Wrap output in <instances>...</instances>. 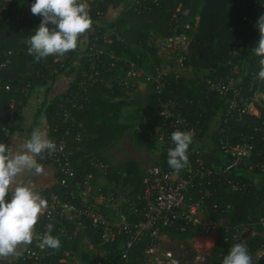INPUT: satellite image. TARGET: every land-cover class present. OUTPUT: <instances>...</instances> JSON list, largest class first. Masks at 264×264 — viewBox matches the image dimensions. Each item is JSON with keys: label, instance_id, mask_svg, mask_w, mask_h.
I'll return each mask as SVG.
<instances>
[{"label": "trees", "instance_id": "obj_1", "mask_svg": "<svg viewBox=\"0 0 264 264\" xmlns=\"http://www.w3.org/2000/svg\"><path fill=\"white\" fill-rule=\"evenodd\" d=\"M252 1L255 0L82 1L88 6L92 21L100 20L101 16L111 10L118 9V12L110 20H101L103 22L97 25L92 23L95 33L88 34L86 31L83 48L82 42H78L75 50L64 55H51L37 62L34 56L27 53V39L34 34L41 17L31 13V5L27 6L26 0H0V57L3 52L11 51L9 62L0 69V115L7 103L13 100L17 116L34 86H45L46 93L57 75L71 76L66 89L43 101L33 114V119L39 112H43L49 138L54 134H62L68 124V120L62 117V110L66 108L69 111L84 134L80 143L70 144L72 165L78 173L87 170L86 153L105 163L108 160L106 155L115 149L125 131H130L128 138L132 147L149 150L152 147V130L161 121L156 117L149 123L141 124L137 121L140 126L138 130L134 128L135 124L120 121V108L128 106L131 101L124 98L127 95L125 93L132 94L134 89L130 87L123 90L119 81L128 69V62H132L135 69L139 67L140 60L135 55V48L142 47L152 52L148 38L150 31L161 37L184 33L190 40L183 55V66L203 70L205 74L203 78L184 80L172 71L167 72L162 77L163 90L160 93L150 92L147 97L149 109H156L157 98L161 101L169 100L173 104L170 107L172 114L178 113V119L183 120V123L167 129L170 137L177 128L183 130V125L184 129H192L194 142L189 148V161L198 157L208 171L209 183L206 188L210 195L203 199L207 214L211 219L227 216L233 225L251 219L255 224V233L248 238L246 247L249 253L253 252L263 242L257 234L259 228L256 220L260 216L264 217V169L254 166L248 169L242 164L231 165L229 156L224 155L218 146V125L210 134L209 151L204 150L201 142L209 129L210 119L217 115L223 116L230 97V91L219 97L209 90L205 78L214 81L223 77L228 73L229 64L236 63L241 72L242 93L251 94L256 90L264 95V79L258 76L261 57L251 51L259 39L256 22L264 14V6L254 12L251 23L241 19L242 2ZM195 16L197 20L193 24ZM185 24H188V28L184 27ZM107 29L109 31L105 37L109 38V42L101 38ZM110 31L112 34H109ZM234 45L240 46L236 56L231 54ZM95 48H101L102 54L98 56L100 60L96 63L94 81H90L87 78L91 72ZM249 87L251 90H248ZM71 99L76 101L78 107L70 109L66 100ZM260 103L257 105V116L246 114L238 121H229L224 133L225 137L231 138L232 144L251 137L248 141L259 153L251 158L254 163L264 158V102L260 99ZM52 128L57 129L56 133L52 132ZM173 146L166 142L161 147L155 163L161 170L172 169L167 163V150ZM195 150L200 155H196ZM108 170V180H117L122 175L123 183L128 184L133 191L139 187L140 171L132 160H125L122 168L108 165ZM179 172L184 175V168ZM225 180L244 186V189L231 191ZM54 188L55 185L48 192ZM226 205V211L220 212ZM42 218V215L38 217L34 230L41 225ZM170 232L183 241L196 233L194 228L189 227L184 232ZM83 234L79 233L75 239L61 237V247L51 249V264H67L66 257L79 253V242L84 236H88L89 241L97 245L95 236L88 231ZM121 240L122 237L103 248L105 256L101 264H143L141 246L129 249L126 260H119ZM233 245L223 247L218 259L210 260L211 264H222ZM184 247L189 250L187 258L191 259L193 252L189 244L184 242ZM19 256L11 264H16ZM87 258L82 255L80 260L88 264Z\"/></svg>", "mask_w": 264, "mask_h": 264}, {"label": "built area", "instance_id": "obj_2", "mask_svg": "<svg viewBox=\"0 0 264 264\" xmlns=\"http://www.w3.org/2000/svg\"><path fill=\"white\" fill-rule=\"evenodd\" d=\"M82 1L92 0H79V2ZM262 6H264V0L242 2L241 19L251 23V16ZM184 27L188 28V24ZM109 34L112 32L110 31ZM101 38L109 42V38L105 35ZM189 40L190 38L184 33H179L158 40L156 46L171 56L178 55L182 62ZM239 49L238 45L232 46L231 54L236 56ZM94 50L91 72L87 78L90 81H94L96 63L100 60L98 56L102 54L101 48ZM10 55L9 50L2 53L0 69L9 62ZM229 65L225 76L214 81L206 78L204 80L207 88L219 97L230 91L225 112L223 116L218 117V146L224 155L229 156L231 165L242 164L248 169L254 166L263 170L264 158L257 163L251 160L253 156L259 155L248 141L251 137L232 144L231 138L224 136L229 121H238L246 114L257 116L259 113L257 105L261 104L260 99L264 102V95L256 90L251 94L242 93L241 72L236 63ZM136 73L143 76V80L150 84L152 91L161 92L162 77L167 72L164 70H157L153 74L141 72L140 69H135L132 62H128V69L119 81L123 90L131 87L129 82L136 77ZM5 88L8 87L5 86ZM248 90L251 88L249 87ZM156 101L155 117L159 118L161 123L153 128L150 141L157 140L158 146L162 147L166 142L172 143L167 129L178 125L179 116L178 113L172 114L170 111L173 104L169 100L161 101L157 98ZM66 102L69 103L70 109L78 107L74 99L66 100ZM15 116V104L13 100H10L0 115V142H7ZM62 117L68 120L62 134L49 137L55 142L56 150L50 155L45 153L43 156V161L54 169L55 188L46 196L48 208L42 214L41 225L34 230L33 242L24 247L16 264H51V248L41 249L39 240L36 239V234L40 238L43 237L49 223L53 225L52 234L59 239L61 237L75 239L79 233L85 235L86 231L95 236L100 254L93 264H101L105 256L103 248L115 243L120 237L122 240L119 241L121 249L119 260H126L129 249L141 246L143 264H179L175 256L167 250L161 251L157 245L166 231L184 232L189 227L194 228L195 232L202 236L211 235L216 231L212 222L214 219L208 216L203 202V199L210 195L209 192L206 194V185L209 183L208 171L198 157L188 161L187 166L184 167V175L174 169L161 170L157 165L149 167L140 174L139 187L133 191L128 184L123 183L122 175L117 180H108V165L90 153L85 154L87 170L82 174L78 173L72 165L70 144L80 143L84 134L66 108L62 110ZM184 126L183 130L192 131L191 128L184 129ZM135 129H140V126H135ZM56 130L52 128L53 133H56ZM194 153L200 155L198 150ZM225 182L231 191L244 189V186L231 180H225ZM199 204L203 206L201 208L203 213L200 211ZM227 208L226 205L225 208L220 209V212L226 211ZM256 226L259 228L257 234L263 242L249 253L252 263L264 262L263 216L257 218ZM82 239L89 241L88 236Z\"/></svg>", "mask_w": 264, "mask_h": 264}, {"label": "clouds", "instance_id": "obj_3", "mask_svg": "<svg viewBox=\"0 0 264 264\" xmlns=\"http://www.w3.org/2000/svg\"><path fill=\"white\" fill-rule=\"evenodd\" d=\"M30 11L41 17L34 34L27 39V53L37 62L75 50L78 37L92 25L88 6L79 0H33ZM256 27L259 39L251 51L261 57L258 76L264 79V14L258 17ZM181 123L183 120L178 119L177 124ZM171 141L174 146L167 150V163L179 171L188 164L194 133L177 128L171 133ZM55 150V142L40 128H34L28 138L12 137V144L0 142V264H6L10 256H19L20 249L33 242L34 227L48 208V201L37 185L26 178V173L42 172L39 160ZM52 232L53 225L49 223L42 238L36 234L41 249L61 247L59 237ZM222 264H252V260L247 248L237 243Z\"/></svg>", "mask_w": 264, "mask_h": 264}, {"label": "rangeland", "instance_id": "obj_4", "mask_svg": "<svg viewBox=\"0 0 264 264\" xmlns=\"http://www.w3.org/2000/svg\"><path fill=\"white\" fill-rule=\"evenodd\" d=\"M32 0H26L27 6L31 5ZM118 12L117 10H111L107 14L101 16L100 20L92 21L95 25L102 23L101 20H110ZM197 17H194L193 24L196 23ZM106 32L102 35L104 36ZM95 33L94 27H91L88 30V34ZM148 38L151 43V51L147 52L142 47L134 49L135 55L139 58L140 64L138 69L141 72L153 74L157 70H164L166 72H174L175 75L183 78L184 80L195 79L197 77L203 78L205 71L203 70H194L190 67L183 66L178 55L171 56L170 54L157 48L156 44L158 40H161L164 37H161L154 32L148 33ZM86 39L85 35L78 37V42L81 43V48L84 47L83 41ZM50 68L51 65L49 66ZM63 76V75H57ZM136 77L130 80L129 86L133 87L132 94H127L124 96L126 100H131L128 106L120 108L119 120L122 122H128L135 126H139L137 121H140L141 124L149 123L154 121L155 118V109H149L147 97L152 88L149 83L143 80V76L140 73L135 74ZM60 77V78H61ZM66 77V76H65ZM163 90V88L161 89ZM39 103H37V107ZM259 112V111H258ZM25 116H29V120L33 121L30 114V109L25 110ZM35 113V112H34ZM218 115L211 118L209 121V129L202 137V143L205 151H209V137L215 126L218 122ZM35 121V120H34ZM134 126V128H135ZM130 131H125L122 134L121 139L118 141L115 149L107 154V161L105 163L109 166L114 167H123L125 160H132L138 167L140 174H143L149 167L155 165L159 153L161 151V146H158V142L152 141V147L149 150L137 149L132 147L130 140L128 138ZM120 172H123L120 170ZM208 193V188H206V194ZM200 211L203 213V206L199 204ZM216 231L211 235L202 236L199 233L183 241L179 236L171 232H165L163 237H161L157 245L161 251L167 250L173 256H175L179 264H211L210 260H217L220 255V250L231 244H243L247 246L248 238L252 236V233H255V224L251 219H247L239 222L238 224H230L227 216H220L212 220ZM184 242L189 244L190 250L193 252L191 259L187 258L189 250L185 249ZM247 248V247H246ZM248 250V248H247ZM79 253L76 255H69L66 257V262L68 264H83L80 260L82 255H85L87 258L88 264H93L95 259L98 258L100 254V249L97 245L91 244L88 240L81 239L79 242V248L77 250ZM252 264H264V262L252 263Z\"/></svg>", "mask_w": 264, "mask_h": 264}, {"label": "crops", "instance_id": "obj_5", "mask_svg": "<svg viewBox=\"0 0 264 264\" xmlns=\"http://www.w3.org/2000/svg\"><path fill=\"white\" fill-rule=\"evenodd\" d=\"M60 77L61 76L55 78L54 82L48 87L46 93L45 86H34L30 90L24 106L21 107L18 115L14 118L12 125L13 129L6 142L7 144H12V137H17L19 139L30 137L31 131L34 128H40L47 134L48 124L46 123L43 112H39L35 116V121L33 120L32 123V121L29 120V116H25V110L30 109V114L33 118L34 112L43 101H47L52 96L63 92L66 89L68 82L71 80V76ZM37 103H39L38 107ZM39 163L41 164L43 171L38 174L26 173V178L30 181H33L37 185L41 191V195L46 199L48 190L55 185V172L52 166L43 161V158L39 160ZM26 246H23L20 249V252ZM16 257L17 256H10L6 261V264H11L16 259Z\"/></svg>", "mask_w": 264, "mask_h": 264}]
</instances>
